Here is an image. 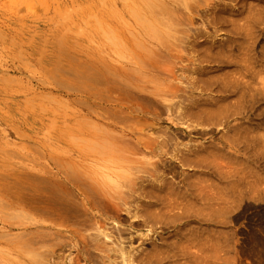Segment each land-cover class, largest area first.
Wrapping results in <instances>:
<instances>
[{"label": "rangeland", "instance_id": "1", "mask_svg": "<svg viewBox=\"0 0 264 264\" xmlns=\"http://www.w3.org/2000/svg\"><path fill=\"white\" fill-rule=\"evenodd\" d=\"M142 18L157 24L153 37ZM160 31L167 41L155 39ZM158 182L163 203L186 217L163 210L158 233L134 229L143 256L264 264V0H0V264L75 258V228L110 247L115 231L100 242L91 216L110 197L131 213L157 210L148 202ZM87 210L94 220L84 228ZM128 219L118 224L124 237L134 235ZM171 244L194 259L178 248L171 256Z\"/></svg>", "mask_w": 264, "mask_h": 264}, {"label": "bare ground", "instance_id": "2", "mask_svg": "<svg viewBox=\"0 0 264 264\" xmlns=\"http://www.w3.org/2000/svg\"><path fill=\"white\" fill-rule=\"evenodd\" d=\"M181 1H183V0H181ZM181 1L179 0V2H181ZM105 5H106V4H105ZM105 5H103V6H105ZM152 5H153L152 2H150V4H148V6H147V8H149V10L151 9V10H150L151 12L148 11V9L145 7V8H146V12H149L150 14L154 13L155 18H159V17H157V15L155 14V10H156V8H157V10H156L157 12H156V13H158V8H159L160 6H159V7H156L155 10H154L153 7H155V6L153 5V7H152ZM145 6H146V5H145ZM149 6L152 7V8H150ZM105 7H106V6H105ZM105 7H103V10H104ZM131 7H132V6H131ZM128 8H130V7H128ZM133 8H134V7H133ZM133 8H130L131 10L129 9L128 11H131L130 13L135 12V11H133L134 9H137L136 13L139 12V11H141V10L138 11V8H137V7L134 8V9H133ZM101 9H102V8H101ZM101 9H100V10H101ZM107 9H109V8H107ZM160 9H161V8H160ZM103 10H102V11H103ZM110 10H111V8H110ZM110 10H109V12H110ZM153 10H154V12H153ZM161 10H162V9H161ZM104 11H105V10H104ZM141 12H142V11H141ZM159 12H160V11H159ZM100 13H101V12H100ZM161 13H162V12H160V14H161ZM107 14H108V13H107ZM107 14H106V16H105V15H104V16L107 17ZM116 14L118 15V13H116ZM138 14H140V12H139ZM142 14H143V13H142ZM150 14H149V15H150ZM158 14H159V13H158ZM162 14H163V13H162ZM162 14H161V15H162ZM100 15H101V14H100ZM111 15H113V12L111 13ZM111 15H110V17H111ZM114 15H115V14H114ZM136 15H137V14H136ZM161 15H160V16H161ZM102 16H103V14H102ZM108 16H109V15H108ZM132 16L134 17V13H133ZM100 17H101V16H100ZM115 17H116V16H115ZM151 17H153V16H151ZM162 17H163V15L161 16V18H162ZM96 18H97V17H96ZM102 18H103V17H102ZM116 18H118V16H117ZM144 18H145V17H144ZM149 18H150V17H149ZM153 18H154V17H153ZM137 19H138V18H137ZM97 20H98V18H97ZM99 20L101 21V18H100ZM99 20H98V21H99ZM102 20H103V19H102ZM141 20H142V21L144 20V21H143V24H144V23L147 24L146 27H143V31H144V28H146V30H148L150 36H151L152 34H155V32H154L155 30H153V29H152L153 31L150 30V27H149V29H147L148 26H149V23L153 24V23H155V22H153V23H152V22H149V23H148V21L146 22L145 19H143V18H142ZM147 20H148V19H147ZM149 20H151V19H149ZM156 20H157V19H156ZM156 20H155V21H156ZM158 20H159V19H158ZM162 20H163V18L161 19V21H162ZM93 21H94V20H93ZM159 21H160V20H159ZM83 22H84V21H83ZM102 22H103V21H102ZM102 22H101L100 24H102ZM86 23H87V21H86ZM159 23L161 24V23H163V22H159ZM159 23H158V25H160ZM165 23H166V22H164V23L162 24L161 28L164 26ZM93 24H94V23H93ZM139 24H140V21H139ZM155 24H156V23H155ZM166 24H167V23H166ZM169 24H170V23H169ZM94 25H95V24H94ZM97 25H99V24H97ZM90 26H91V24H90ZM100 26H101V28H102L103 24L100 25ZM151 26H153V25H151ZM169 26H170V25H169ZM78 27H80V26H78ZM78 27H77V28H78ZM85 27H86V26H85ZM156 27H158L157 24H156ZM165 27H168V24H167ZM170 27H171V26H170ZM80 28H81V27H80ZM82 28H83V27H82ZM82 28H81V29H82ZM92 28H94V27L92 26ZM96 28H97V27H96ZM103 28H104V27H103ZM156 29H157V28H156ZM166 29H167V28H166ZM166 29H165V30L163 29V30L166 31ZM90 30H91V29H90ZM106 30H109V29H106ZM106 30H104V31H106ZM110 30H111V29H110ZM141 30H142V28H141ZM157 30L159 31V29H157ZM170 30H172V29H169V32H168V31L165 32V33H166V35H165V36H166V39H167V37L169 36L168 34L170 33ZM82 31H84V28H83ZM82 31L80 30V33H81ZM92 31H93V30H92ZM143 31H142V32H143ZM158 31H157V32H158ZM89 32H91V31H89ZM111 32H112V31H111ZM151 32H152V34H151ZM167 32H168V33H167ZM95 33H98V32L96 31ZM95 33H94V34H95ZM103 33H106V32H103ZM103 33H102V34H103ZM107 33L109 34L110 32L108 31ZM113 33H114V32H113ZM143 33H144V36H145V35L149 36L147 32L144 31ZM160 33H161V31H160L159 33H157L158 35H154V36H155V39H156V36H157V39H156V40H159V39H161V38H159V37H162L163 40H161V41L164 42L165 39H164L163 36L160 35ZM163 33H164V32H163ZM81 34L83 35V33H81ZM110 34H111V33H110ZM171 34H172V33H171ZM171 34H170V35H171ZM98 35H100V34H98ZM104 35H105V34H104ZM113 35H114V34H113ZM102 36H103V35H101V37H102ZM106 36H108V35H106ZM147 36H145V37H147ZM150 36H149V37H150ZM158 36H159V37H158ZM108 37H109V36H108ZM113 37H114V36H113ZM151 37H153V35H152ZM151 37H150V38H151ZM170 37H172V36H169V38H170ZM116 38H118L117 35H116ZM158 38H159V39H158ZM169 38H168V40H169ZM103 39L106 40L105 37H104ZM103 39H102V40H103ZM108 39H111V35H110V37H109ZM108 39H107V40H108ZM153 39H154V38H153ZM105 40H104V41H105ZM107 40H106V42L108 43ZM116 40H117V39H116ZM165 41H167V40H165ZM106 42H105V43H106ZM107 43H106V44H107ZM110 43H111V41H110ZM117 43H118V44H122V43H119L118 40H117ZM106 44H103V45H106ZM118 44H116V43L114 44V42H113V45L119 46ZM108 45H109V44H108ZM108 45H107V46H108ZM111 45H112V44H111ZM122 45H123V44H122ZM122 45H121V47H122ZM123 46H124V45H123ZM109 47H110V45H109ZM112 47H114V46H112ZM112 47H111V48H112ZM118 48H119V47H118ZM118 48H117V50L122 49V48H120V49H118ZM124 48H125V46H124ZM115 49H116V48H115ZM122 50H123V49H122ZM123 51L126 52V50H123ZM114 52H116V51L114 50ZM117 52H119V54H120L121 51H117ZM122 54H124V55H120V56H126V55H125L126 53L123 52ZM69 71H70V70H68V71L66 70L65 75H66L67 73L69 74L70 72H72V73L74 72L73 74L76 73L74 70H71L70 72H69ZM97 72H99V71L97 70ZM97 72H96V73H97ZM101 72H102V71H101ZM72 73H71V75H72ZM85 73H86V72H85ZM85 73H83V74H85ZM91 73H94V74L96 75L95 72H91ZM91 73H90V74H91ZM103 73H104V72H103ZM103 73H102V74H103ZM68 74H67V75H68ZM76 74H79V73H76ZM88 74H89V73H88ZM97 74H98V73H97ZM99 74H101V73L99 72ZM99 74H98V75H99ZM86 75H87V74H86ZM95 75H94V76H95ZM74 76H76V75H74ZM80 76H82V75H80ZM80 76H79V78H80ZM88 76H89V75H88ZM88 76L85 77V75H84L83 78L85 77V78L88 79ZM102 76L104 77V74H103ZM92 77H93L92 75L89 76V79H91ZM96 77H97V75H96ZM70 78H76V77H73V76H72V77H70ZM83 78L80 80V81L82 82V84H84V82H85V81H83V80H84ZM93 78H94V77H93ZM93 78H92V79H93ZM87 79H85V80H87ZM92 79H91V80H92ZM97 79H98V78H97ZM103 79H104V78H103ZM74 80H75V79H74ZM88 81H90V80H88ZM97 81H98V80H97ZM74 82H75V81H74ZM77 82H79V81H77ZM77 82H76V83H77ZM81 82H80L79 84H81ZM103 82H107V80L105 81V79H104ZM89 83H91V81H90ZM94 84H95V83H94ZM85 86H88V85H85ZM92 88H93V85H92ZM80 89H81V88H80ZM82 89H83V88H82ZM85 89H86V88H85ZM85 89H84V90H85ZM117 159H118V158H117ZM118 160H119V159H118ZM116 162H118V161H116ZM116 165H117V164H116ZM127 166H128V165H127ZM127 166H126V167H127ZM128 167H129V166H128ZM128 167H127V168H128ZM127 168H126V169H127ZM130 169H131V167H130ZM127 170H128V169H127ZM127 170H125V171H127ZM127 173H130V172L127 171ZM122 174H123V173H122ZM127 175H128V174H127ZM128 176H129V175H128ZM122 177H124V176L122 175ZM125 177H126V175H125ZM125 177H124L123 179H124V181L126 182V181H128V179H127V177H126V178H125ZM130 178H131V177H130ZM120 179H121V177L119 178V180H120ZM103 180H104V179H103ZM124 181L121 179V182H124ZM113 182H114V181H113ZM117 182H118V181H117ZM117 182H116V184H117ZM118 183H120V182H118ZM158 183H159V182H158ZM162 183L164 184V182H162ZM162 183L160 182L158 185H155V184L152 185V184H151V188H150V189H152V186H154V187H153V188H154L153 191H155V189H156V191H158V193H157V192L155 193V192L152 191V194H153L154 196L149 198L148 205H149L150 207H154V206H155V209H157V210L154 209L155 211L148 210V209L146 210V208L144 209V208H142V207H141V208H142V210H141V208L139 207V208H140V209H139L140 212L137 211V210H134V212L132 211V213H131L130 210H131L132 208L129 209V207H127V206L124 205V206H125V207H123L124 209H123L122 207H120V208H122V209H120V208H118V204L115 203L116 201H113V200L110 199L111 197H110V198L108 197L109 199H108L107 197H103V198H107V199H108V202L106 201V202L108 203V205H106V209H105V210H103V209L101 210V209H100L99 211H97V210H98V209H97L96 212L93 211L94 214H95V216H91V217H92V218H93V217H96L97 220H94V219H92L91 217H89V214L91 215L92 213H90L88 210H87L88 212H85L84 214L82 213L83 215H81V217H80V218H82V219L80 220V222L82 223V226H83L84 228L87 227V226H90V223H91V222L89 223V221L94 220L95 222H92V223H91L92 225H93V223H95V225H94V226H95V228H94L95 231H94L93 234L96 235V231H97V234H98V235H96V236H99L100 234H102L103 236H105V238L103 237L104 240L108 241V240L106 239V237H111V236H109V234H108V236H106L107 234H106L105 232H107V231H105V229H106V230H108V229L110 230V228H111L112 231H115V232H113L112 234L116 235V238H115V237L110 238V239H113V240H109L111 246L108 247V246H107L108 244H106L105 241H102V242H101V240H103V239H100V238H102V237H100V236H102V235L99 236V239H100L99 241H100L101 243L98 242V243H99V244H98L97 241L94 242L95 239H98L96 236H95L96 238L94 239V241H93V238H92V240H90L87 236H83V235H81V236L79 235V236H78L79 230L75 228L76 230L74 229V232L76 231V232H78V233H75V234H77V236H76V235L74 236V237H76V239L73 240V241L71 242L72 247L74 248V252H75L74 255H75V258H69V259H67V261H65V262L63 261L64 264H79L80 261H84L85 264H161V262H158V261H157L158 258H160L159 256L156 258V260H154L152 257H151V259H150V258L148 257V255H147V257L143 256V252H144V251H147V250H143V248H142L141 250H142L143 252H141L139 248H140V246H142V245H140L139 248L136 247V246H133V243H136V242H135L136 240L141 239V240H139V241H143V240H142V238H143L142 236H141L142 238H138V239H137V237L140 236V233H141V232H140L139 234H137V236H136L135 233H138V231H137V232H134L133 230L136 229V228H137V229H138V228L141 229V228H143V227H146L148 231H152V232L155 233V232L158 230L157 228H159V227H157V226H158V225L160 226V225H162V224L164 223L163 221H160V217H162L161 213L164 212L163 210H168V213H169V212L172 211L173 209H176V208H177V209H180V208L178 207V204H175L174 202H172V201H170V200H169L168 202H165L166 204L163 203L162 200H164V199H162L161 196L164 194L163 191H165V193H166L167 191L164 190V189L166 188V184H165V187H164V185H163ZM129 184H130V183H129ZM160 184H162V185H160ZM161 190H162V192H161L162 194L159 193V191H161ZM128 191H129V190H128ZM129 192H130V191H129ZM129 192H128V193H129ZM122 193L125 194V192H122ZM131 193H133V192L131 191ZM131 193H130V198L133 197V195H132ZM84 194H85V193H84ZM114 194H116V192H115ZM117 194H118V192H117ZM134 194H135V193H134ZM139 194H140V193H139ZM120 195L123 196V194H121V193H120ZM126 195H127V194H126ZM126 195H125V196H126ZM131 195H132V196H131ZM136 195H137V194H136ZM144 195H145V194H144ZM160 195H161V196H160ZM110 196H111V195H110ZM122 196H119L117 200H119L120 197H121V198L124 197V199H120V200H122V201H120V202H123V200H124V202H125V204H126V200H125V199H127V197H125V196L122 197ZM128 196H129V195H128ZM145 196H147V195H145ZM149 196H151V194H149ZM217 196H218V195H216V197H217ZM220 196H221V195H220ZM220 196H218V197L221 198V201H222V197H220ZM100 197H102V196H100ZM115 197H116V196H115ZM115 197H114V198H115ZM218 197H217V198H218ZM82 198H83V197H82ZM114 198H112V199H114ZM134 198H135V197L131 198V200L134 199ZM146 198H148V197H146ZM202 198H203V199H202ZM202 198L200 197V199L203 201V200L205 199V197H202ZM219 198H218V199H219ZM90 199H91V197H90ZM94 199H95V198H94ZM135 199H136V198H135ZM161 199H162V200H161ZM198 199H199V198H198ZM91 200H93V199H91ZM91 200H89L88 198H84V201H85V203H86V204H85V203H84V204L87 205V206H90V207H91V205H93V202H94V201L97 202L98 199H97V200L95 199L93 202H92ZM100 200H101V199H100ZM129 200H130V199H128L127 201H129ZM147 200H148V199H147ZM205 200H206V199H205ZM205 200H204L203 202H206ZM219 200H220V199H219ZM219 200H218V201H219ZM139 201H140V199H139ZM139 201H137V202L134 201V205H135V202H136V203H139ZM165 201H166V200H165ZM199 201H200V200H199ZM80 202H82V201L80 200ZM98 202H99V201H98ZM98 202H97V203H94V204H96V205L98 206ZM132 202H133V201H132ZM132 202L130 201V203H132ZM219 202H220V201H219ZM222 202H223V201H222ZM140 203H141V202H140ZM140 203H139V205H138V204H137V205H138V206H142V205H140ZM144 203H145V202H144ZM84 204H83V202H82V206H81V203H79V205H80V212H81V209H84V208H82L83 206L85 207ZM122 204H123V203H122ZM127 204H129V203H127ZM221 204H222V203H221ZM76 205H77V204H76ZM96 205H94V206H96ZM100 205H101V204H100ZM132 205H133V204H132ZM132 205H131V206H132ZM137 205H136V206H137ZM202 205H203V203H202ZM204 205H205V204H204ZM97 206H96V207H97ZM101 206H102V205H101ZM119 206H122V205H119ZM128 206H130V204H129ZM131 206H130V207H131ZM205 206H206V205H205ZM205 206H204V207H205ZM76 207H78V206H76ZM96 207H95V208H96ZM126 207H127V208H126ZM145 207H146V205H145ZM206 207H207V206H206ZM67 208H71V207L68 206ZM86 208H88V207H86ZM86 208H85V209H86ZM93 208H94V207H93ZM95 208H94V209H95ZM97 208H98V207H97ZM135 208H136V207H135ZM88 209H89V208H88ZM91 209H92V208H91ZM137 209H138V207H137ZM65 210H66V209H65ZM70 210H71V209H70ZM89 210H90V209H89ZM132 210H133V209H132ZM180 210H181V213H180L179 215H181V216H183V217H186V216H185V210H187V209L185 208L184 210H183V209H180ZM71 211H72V210H71ZM71 211L69 212V210H68V211H67V215H68V213H69V216H70V215H71ZM136 211H137V213H135ZM162 211H163V212H162ZM201 211H202V210H201ZM201 211H200V212H201ZM121 212L124 214L123 216L120 214ZM187 212H188V211H187ZM187 212H186V215H187ZM189 212H190V211H189ZM200 212H199V214H200ZM203 212H204V210H203ZM86 213H88V214H86ZM164 213H166V212H164ZM190 213H191V212H190ZM65 214H66V213H65ZM85 214H86V215H85ZM188 214H189V213H188ZM195 214H196V213H195ZM197 214H198V212H197ZM201 214H202V213H201ZM201 214H200V216H198V217H203V216H201ZM163 215H164V214H163ZM165 215H166V214H165ZM190 215H191V214H190ZM202 215H203V214H202ZM125 216L130 217L131 220H130V218L128 219V218L125 217ZM172 216H173V215H172ZM174 216L176 217V215H174ZM181 216H180V217H181ZM187 216L189 217V215H187ZM67 217H68V216H67ZM178 217H179V216H178ZM204 217H205V215H204ZM90 218H91L92 220H91ZM163 218H165V217L163 216ZM127 219L129 220V221H127V222H128V225H127V226H128V228L130 229V231L133 232V234H134L135 236H134V235L131 236V233H130V234L128 233L129 236H127V237H126V235H125V237L123 236V235L125 234V233H123V232H125V230L122 231V229L119 227L118 224H119L120 222H123V221L126 222ZM171 219H176V218H174V217L172 218V217H171ZM183 219H184V218H183ZM192 219H193V218H192ZM192 219H191V220H192ZM194 219H195V217H194ZM199 219H200V218H199ZM199 219H198V220H199ZM109 220H110L113 224H115V225L117 226V227L114 226V227H116L115 230L112 229V226L109 227V228H106V224L108 225L109 222H110ZM162 220H164V219H162ZM165 220H166V219H165ZM165 220H164V221H165ZM181 220H182V219H181ZM200 220H201V219H200ZM202 220H203V218H202ZM183 221H184V220H183ZM186 221H188V220H186ZM186 221H185V222H186ZM107 222H108V223H107ZM185 222H184V224H185ZM190 222H191V221H190ZM112 223H110V224H112ZM110 224H109V225H110ZM113 224H112V225H113ZM126 224H127V223H126ZM126 224H125V225H126ZM184 224H183L182 227H184ZM187 224H188V223H187ZM187 224H185V225H187ZM92 225H91V226H92ZM121 225H122V224H121ZM107 227H108V226H107ZM114 227H113V228H114ZM176 227H178V226H176ZM77 228H78V227H77ZM84 228H83V229H84ZM90 228H92V227H90ZM160 228H161V227H160ZM178 228H179V227H178ZM178 228H175V229H178ZM126 229H127V228H126ZM129 229H128V230H129ZM175 229H174V230H175ZM84 230H86V229H84ZM111 230H110V231H111ZM128 230H127V232H128ZM72 231H73V230H72ZM180 231H181V230H179V232H180ZM74 232H73V234H74ZM98 232H100V233H98ZM158 232H159V231H157L156 233H158ZM110 233H111V232H110ZM177 233H178V231H177ZM159 234H160V233H159ZM173 234H174V233H173ZM90 235H92V234H90ZM141 235H142V234H141ZM145 235H146V234H145ZM71 236H72V235H71ZM112 236H113V235H112ZM159 236H160V235H159ZM72 237H73V236H72ZM86 237H87V238H86ZM93 237H94V236H93ZM135 237H136V240L134 239ZM148 237H149V236H148ZM160 237H162V236H160ZM157 238H159L158 235H157ZM68 239L70 240V238H68ZM71 239H72V238H71ZM108 239H109V238H108ZM144 239H145V237H144ZM146 239H147V241H149L148 238H146ZM149 239H150V238H149ZM165 239H167V238H165ZM151 240H152V239H151ZM159 240H161V243L163 242L162 238H161V239L159 238ZM147 241H146V242H147ZM165 241H166V240H164L163 243L166 245L167 243H166ZM143 242H144V241H143ZM149 242L152 243V241H149ZM157 242H158V241H157ZM138 243H139V242H138ZM138 243H137V246H138ZM153 243H155V241H154ZM159 243H160V242H159ZM161 243H160V244H161ZM170 243H171V242H169V244H170ZM140 244H142V243H140ZM160 244H159V245H160ZM164 244H162V245H164ZM184 244H185V242H184ZM188 244L192 246V242H189ZM202 244H203V243H202ZM150 245H151V244H150ZM174 245H175V244H174ZM174 245H173V246H174ZM176 245H177V246H176ZM176 245H175L176 248L174 247L175 249H174V248L172 249V247H173L172 244L169 245V246H171V250H172V252L170 253L171 256L173 255L172 253H175V251H173V250H176V249L178 248V251H179V250H182L183 252H181V251H180V252H177V250H176L177 253H181L180 255H182V253H184V254H187V253H188L189 255H192V256H193V257L190 256L189 258L192 259V260L194 259V256H195V255L193 254L194 252H193L192 250L189 249V248H191V247L188 246L189 248H185V247H187V246H186L187 244L184 246L185 250H186V249H189V250L192 251L193 253H192V252H189V250H188V252H185V250L181 248V247L183 246V244H182V245L180 244V245H181L180 248H179V245H178V244H176ZM194 245H195V244H194ZM66 246H68V245H66ZM157 246H158V245H157ZM200 246H201V245H200ZM160 247H162V246H160ZM160 247H159V248H160ZM164 247H165V246H164ZM198 247H199V244H198ZM198 247H197V249L200 248V247H199V248H198ZM70 248H71V245H70ZM89 248L92 249L93 251H97V253L100 252V255H101V253H103L104 251H105L106 253L103 254V255H101V257H100V255H98L99 253L96 254L97 257H100V258H99V259H98V258L96 259V260H98L97 262H92V261L88 260V259H89V253H90V254L93 253V251L90 250L92 253L89 251ZM151 248H152V247H151ZM151 248H150V253L146 252V254H147V253H148L149 255H151L152 253L154 254L155 251L153 252V250H152V253H151ZM154 248L156 249L155 246L153 247V249H154ZM191 249H192V248H191ZM216 249H217V248H216ZM216 249L213 250V253H212V251H210V256L213 255L214 253H218V251H217ZM168 251H169V250H168ZM168 251H167V252H168ZM186 251H187V250H186ZM198 251H199V250H198ZM169 252H170V251H169ZM196 252H197V251H196ZM107 253H108L109 255H108ZM110 253H111V255H110ZM191 253H192V254H191ZM211 253H212V254H211ZM146 254L144 253V255H146ZM155 254H156V252H155ZM155 254H154L153 256H156V255H157V254H156V255H155ZM167 254H168V253H167ZM188 254H187V257H186L185 259H189V258H188L189 255H188ZM48 255H49V254H48ZM50 255H51V254H50ZM50 255H49V256H50ZM162 255H163V254H162ZM35 256H36V255H35ZM35 256H33V255L30 254V258H31V257L33 258V257H35ZM92 256H95V254H94V255L92 254ZM160 256H161V255H160ZM171 256H170V257H171ZM182 256H183V255H182ZM185 256H186V255H184L183 257H185ZM197 256H198V255H197ZM208 256H209V255H208ZM208 256H207V257H208ZM210 256H209V257H210ZM28 257H29V255H28ZM143 257H145V258H143ZM174 257H176L175 254H174ZM183 257H182V258H183ZM211 257L214 258L215 256H211ZM211 257H210V258H211ZM217 257H220V255L217 254ZM32 258H31L29 261H27V262L25 261V264H37V261H36L37 259H34V258L32 259ZM36 258H37V256H36ZM39 258H41V257H38V260H39ZM43 258H44V259H43ZM55 258H56V260H57V259L60 258V257H58V258H57V257H54L53 254H52V256H51L50 259H49L50 264H62V263H63V262H62V263H61V262H58V260L56 261ZM0 259H2V258H0ZM7 259H9V258H7ZM7 259H6V260H7ZM22 259H23V258H22ZM46 259H47V258H46ZM51 259H52V260H51ZM160 259H161V258H160ZM162 259H163V258H162ZM171 259H172V258H171ZM171 259H170V260H171ZM217 259L220 260V258H217ZM9 260H10V259H9ZM11 260H12V259H11ZM11 260H10V261H6V262H11ZM18 260H20V259H18ZM44 260H45V257H42V260L40 259V261H44ZM170 260H169V261H170ZM192 260H189V261H192ZM202 260H204V259L202 258ZM208 260H210V259H208ZM3 261H5V260H3ZM59 261H60V260H59ZM185 261H186V260H185ZM20 262H21V260H20ZM22 262H24V260H23ZM164 262H165V260H164ZM186 262H187V261H186ZM192 262H193L192 264H194V263H197V264H198V262H196L195 259H194ZM202 262H203V261H202ZM1 263H2V260H1ZM14 263H15V264H20L19 262H16V261H14L13 264H14ZM45 263H46V260L44 261V264H45ZM82 263H83V262H82ZM199 263H201V262H199ZM204 263H205V261H204ZM4 264H5V262H4ZM6 264H7V263H6ZM8 264H11V263H8ZM23 264H24V263H23ZM40 264H42V263H40ZM47 264H48V263H47ZM162 264H163V262H162ZM214 264H215V263H214Z\"/></svg>", "mask_w": 264, "mask_h": 264}]
</instances>
